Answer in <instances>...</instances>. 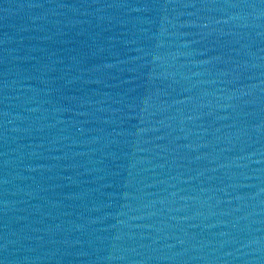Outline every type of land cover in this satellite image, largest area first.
Masks as SVG:
<instances>
[{
    "label": "water",
    "instance_id": "1",
    "mask_svg": "<svg viewBox=\"0 0 264 264\" xmlns=\"http://www.w3.org/2000/svg\"><path fill=\"white\" fill-rule=\"evenodd\" d=\"M0 264H264V124L0 137Z\"/></svg>",
    "mask_w": 264,
    "mask_h": 264
}]
</instances>
